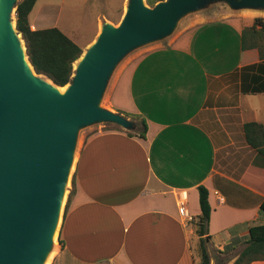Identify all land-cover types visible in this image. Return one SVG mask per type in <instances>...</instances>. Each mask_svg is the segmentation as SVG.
<instances>
[{
    "label": "crops",
    "instance_id": "0c3cea01",
    "mask_svg": "<svg viewBox=\"0 0 264 264\" xmlns=\"http://www.w3.org/2000/svg\"><path fill=\"white\" fill-rule=\"evenodd\" d=\"M128 1L122 0L117 17L105 20L119 22ZM66 4L37 0L31 28L58 27ZM214 11L190 14L113 82L108 108L143 116L146 137L120 128L85 136L52 264H195L193 227L180 216L178 198L184 192L189 213L198 215L201 184L212 205V264H232L250 226L264 223V157L243 132L246 122L264 124V104L250 110L241 104L243 95L264 92L242 93L233 78L260 61L257 49L242 48V30L264 11ZM228 244L233 248L222 252Z\"/></svg>",
    "mask_w": 264,
    "mask_h": 264
},
{
    "label": "water",
    "instance_id": "95a60500",
    "mask_svg": "<svg viewBox=\"0 0 264 264\" xmlns=\"http://www.w3.org/2000/svg\"><path fill=\"white\" fill-rule=\"evenodd\" d=\"M19 1L0 0V264H44L55 248L80 129L101 122L137 127L102 105L116 66L133 51L168 38L185 17L213 3L264 11V0H160L153 6L129 0L118 23L102 21L63 86L31 63L16 27Z\"/></svg>",
    "mask_w": 264,
    "mask_h": 264
},
{
    "label": "trees",
    "instance_id": "16d2710c",
    "mask_svg": "<svg viewBox=\"0 0 264 264\" xmlns=\"http://www.w3.org/2000/svg\"><path fill=\"white\" fill-rule=\"evenodd\" d=\"M160 0H147L151 6ZM37 0H20L16 10V27L22 34L31 63L38 73L47 75L58 85H66L72 80L74 64L83 53V47L68 36L57 26L43 29H32L29 15L35 7ZM242 48L257 49L260 61L247 65L233 73L237 83L236 89L245 94L264 92V17H255L252 24L246 25L242 30ZM126 116L140 118L142 128L139 132L127 131L129 135L146 137L147 121L140 114L120 112ZM118 129L120 127H117ZM244 137L247 144L264 157V124L257 121L246 122L243 125ZM199 190V203L201 212L193 217L192 251L195 264H212L209 251L210 219L212 205L210 203L209 188L201 184ZM72 190L69 198L72 195ZM264 212V201L261 204ZM234 244L225 246L222 252L233 248ZM264 259V223L255 224L249 228V237L245 246L232 264H249Z\"/></svg>",
    "mask_w": 264,
    "mask_h": 264
},
{
    "label": "rangeland",
    "instance_id": "374dc122",
    "mask_svg": "<svg viewBox=\"0 0 264 264\" xmlns=\"http://www.w3.org/2000/svg\"><path fill=\"white\" fill-rule=\"evenodd\" d=\"M83 2L85 4H83ZM122 0H88L87 3L85 0H67V4L62 9V11L57 16V25L63 31L70 36L74 41H76L79 45L83 47V52L86 51L89 44H91L97 34L100 31V28L98 27L99 20L104 21L105 17H111L115 18L117 17L115 15L117 8L121 5ZM147 2V0H146ZM106 6V7H105ZM222 8H229L225 3L219 2V3H213L209 8L202 10L200 12H206L209 16H215L217 13L214 11V9H222ZM230 9V8H229ZM102 11H105V15L100 14ZM235 13L243 12V11H233ZM253 12V11H251ZM199 13V12H198ZM259 13V12H254ZM215 14V15H214ZM191 16V15H190ZM189 18L185 17L179 24L177 30L175 33L180 29L181 26H183V23ZM118 23V22H115ZM146 47H142L138 50L133 51L129 55H127L125 58L121 60V62L116 66L113 75L110 79V83L107 87V90L104 94L102 105L108 107V93L109 89L111 88L113 82H115L117 76L120 74V72L127 66L128 64L132 63L135 58L145 49ZM77 62L74 64V69ZM241 104L245 107L247 110H250L251 108H257L261 107L264 104V95H243V100H241ZM131 120L135 121L137 127L135 130H127L120 125H117L115 123H95L88 126H85L80 129L79 135H78V143H77V152L76 156L78 158L80 148L83 144L84 138L86 135L94 133L99 131L100 129H110V128H117L120 127V129H125L127 131H133V132H139L142 128V124L140 121V118L133 117V116H127ZM76 158V162H77ZM76 165V163H75ZM75 168V167H74ZM75 170V169H74ZM74 170L73 174L71 173L70 180L67 187V195H66V201H64L63 205V211L65 209V206L67 204L69 194L71 192L72 186H73V176H74ZM63 215V214H62ZM60 229V228H59ZM59 230L56 236V247L58 246V237H59ZM209 247V246H208ZM219 256V255H217ZM54 258V257H53ZM53 258L50 262L52 264ZM223 258L222 256H219L218 259ZM221 260H218V262Z\"/></svg>",
    "mask_w": 264,
    "mask_h": 264
},
{
    "label": "bare ground",
    "instance_id": "6f19581e",
    "mask_svg": "<svg viewBox=\"0 0 264 264\" xmlns=\"http://www.w3.org/2000/svg\"><path fill=\"white\" fill-rule=\"evenodd\" d=\"M62 90H65L66 87H63L61 88ZM77 152V151H76ZM76 154H75V157H74V160H73V163L71 165V169H70V173H69V180H70V176H71V173L73 172V170L75 169V163H76ZM73 174V173H72ZM67 192H65V195H64V198H63V203L61 205V210H60V215H59V220H58V223H57V226H56V229H55V232H54V236H53V240H54V243H55V248L54 250L50 253V255L48 256V258L46 259L45 263L44 264H50L52 258L54 257L55 253H56V236H57V233H58V230L60 228V225H61V221H62V214H63V205H64V201H66V195H67ZM59 235V234H58ZM58 243V242H57Z\"/></svg>",
    "mask_w": 264,
    "mask_h": 264
},
{
    "label": "built area",
    "instance_id": "2783aa9c",
    "mask_svg": "<svg viewBox=\"0 0 264 264\" xmlns=\"http://www.w3.org/2000/svg\"><path fill=\"white\" fill-rule=\"evenodd\" d=\"M178 209L179 214L182 217L183 221L188 224L193 220V216L189 213L187 209V197L184 192L180 193L178 198Z\"/></svg>",
    "mask_w": 264,
    "mask_h": 264
}]
</instances>
